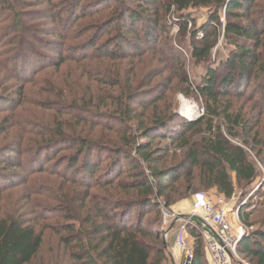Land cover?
I'll return each mask as SVG.
<instances>
[{"label":"trees","instance_id":"obj_1","mask_svg":"<svg viewBox=\"0 0 264 264\" xmlns=\"http://www.w3.org/2000/svg\"><path fill=\"white\" fill-rule=\"evenodd\" d=\"M16 1L0 0V6L13 13L16 22L14 40L30 47V39L25 35L29 29L24 27L21 15L15 12ZM135 1L149 6L157 3V0ZM108 2L105 0L100 4ZM166 2L167 12L179 14L183 31L191 24L187 11L205 8L210 12L207 22L190 32L193 59L208 60L222 33L231 47L226 62L220 64L218 70L210 69L202 84L197 86V94L206 100L205 115L195 122L182 118L178 129L173 132L170 127L175 122V115L169 109L156 116L150 125L140 127V133L132 138H126L123 131H116L126 140L125 147L111 146L110 143L101 144L82 135L75 137L74 133L72 135L66 131L60 119L73 117L70 110L88 113L92 107L81 109L82 99L65 92L57 93L56 99L47 104L51 107L45 106L47 110L55 112L53 127L49 126L43 131H36L29 125L22 127L32 137L27 140L28 144H9L0 149V194L28 182L30 187L33 186L29 198H22L25 203L19 202L21 207L17 203L13 208L0 206V264H43L40 255L45 229L58 236L59 244L64 249V261L60 264H163L167 261L165 251L156 250L147 242L149 239L161 241L152 229L161 225L162 205L170 208L183 198L205 193L199 191L201 188L205 191L216 190L231 199L235 191L231 173L239 185H251L256 181L257 170L244 148L248 140L242 144H235L233 140L240 137V131L250 136L258 122L246 118L242 112H234L229 99L246 98L255 102L258 96L260 101L256 103L260 110L264 109V0ZM82 8L85 9L84 6ZM110 8L109 5L107 9L114 16L113 19L100 28L103 31L118 28L114 41L104 42L95 48L94 40L84 47H66L65 50L63 46L54 49L48 43L46 49L56 54L58 59L55 61L41 55L40 72L50 68L58 73L67 62L78 64L80 61L97 59L114 62L140 57L158 47L155 35L165 34V28L158 19H146L143 13L124 5ZM78 10V3H74L68 18L58 17L59 28L71 23ZM93 15L96 13H90V16ZM86 16L87 13H84L82 17ZM3 22L5 20L0 17V28ZM20 31L22 34L18 33ZM63 39L68 40V37ZM3 44L0 35V57ZM170 51L171 59L182 67L180 57ZM21 55L6 64V72L21 84L19 96L11 93L0 95V115L13 114L14 117L23 103L22 86L30 83L33 72L38 70L31 64L30 58L23 53ZM221 70L225 71L222 77L219 76ZM185 81L189 82V79ZM119 82L116 80L105 84L116 88L120 86ZM249 89L251 93H248ZM137 96L133 92L119 98L120 108L113 111L119 124L126 125L134 119L133 105L139 100ZM69 101L72 102L71 109L68 108ZM146 106L143 104L144 108ZM111 129L114 131V127ZM138 140L142 142L137 144ZM165 140L170 142L169 146L154 147L156 141ZM134 145L136 159L126 149ZM172 148L180 150L181 156H173L171 163L167 164ZM101 152L111 157L98 173L103 166ZM262 152L264 154V149ZM23 173L27 174L26 177H22ZM37 176L53 178L54 186L34 188ZM135 213L138 215L134 221ZM152 214H156V217L146 227L145 221ZM54 215L66 223L52 225L50 221L55 219H52ZM241 216L244 222L250 219L248 211ZM190 233L195 241L192 264H208L202 235L195 229ZM238 251L249 263L264 264V229L245 237Z\"/></svg>","mask_w":264,"mask_h":264},{"label":"rangeland","instance_id":"obj_2","mask_svg":"<svg viewBox=\"0 0 264 264\" xmlns=\"http://www.w3.org/2000/svg\"><path fill=\"white\" fill-rule=\"evenodd\" d=\"M102 1L105 0H50V2L48 0H17L14 3L15 12L21 15L20 18L24 27L29 29V33L25 35L28 40L30 39V47L14 40L16 22L13 19V13L6 10L5 6H0V17L5 20L0 28V35H2L4 43L1 47L0 57V95L11 93L17 97L19 96L18 91L21 89V84L13 80L10 74L6 72V64L9 60L16 58V56L21 57V53H23L28 59H31V64L38 69L37 72H33L34 76H31L30 83L22 86L23 103L14 113V117L13 114L0 115V149L9 144L21 145V143H24V146H26L28 144L27 140L32 137L26 134L21 129L22 127L29 125L36 131H43L49 126L53 127L55 125V112L47 110L45 106L51 107L47 104H51L48 102L56 99L57 93L65 92L67 95L82 99L81 105L83 107L81 109L87 108L86 106L92 107L91 110H86L88 113H82L77 109L70 110L73 117L60 119V122L63 121L66 131H70L72 135L74 133L75 137L82 135L84 138L98 143L106 145L110 143L111 146L118 147H125L126 140L118 136L116 131H123L126 138H132L140 133V127L150 125L156 116L171 109V113L175 115V122L171 125L170 130L175 132L183 118L182 110L185 109V104L189 107L194 105L206 107V100L199 97L196 92L197 86L202 84L210 69L218 70L220 64L226 62L231 50L222 33L212 56L208 60L197 61L192 58V33L190 32L199 29L207 22L210 15L209 10L198 8L187 11L186 14L189 16L191 24L186 31H183V23H179V14L167 12L168 3L166 0H157V3L151 6L135 0H116L115 2L107 0L110 2L100 4ZM74 3L79 5V10L74 15L75 18H72L71 23L65 24L64 28L61 27L60 29V25L57 23L58 17L61 19L62 17L68 18ZM109 5L110 9L120 8L124 5L143 13L146 19H158L165 28L166 34L164 36H161V33L155 35V40L159 43L158 47L148 50L140 57L114 62L106 59L80 61L78 64L67 62L60 68L58 73L50 68L40 72L39 61L41 55L48 56L55 61L58 59L56 54H51L46 49L45 45L48 43L52 44L51 46L54 49H60L63 46L65 50L66 47H84L94 40L96 43L95 48L104 42L114 41L118 28L112 31H103L100 28L102 24L104 25L114 17L110 15V10L107 9ZM84 13H87L88 16L82 17ZM90 13H96V15L90 16ZM222 20L224 22V15H222ZM142 26L143 24L140 25L141 28ZM18 33L22 34L21 31ZM66 36L68 40L63 39ZM20 47H22L21 52ZM170 50L180 57L182 67L177 66L174 60L171 59V56H169ZM181 68L183 69L181 70ZM223 75H225V71H219V76L222 77ZM115 79L120 81L119 87L112 88L110 85L105 84L113 83L116 81ZM185 79H189V82H186ZM250 91L249 89L248 93H251ZM133 92L139 98L138 102L133 105L135 107L134 119L126 125L119 124L113 116V111L120 108L119 98L122 95L124 97ZM259 99L258 96L255 102H251L246 98L229 99L234 112H242L246 118L258 122L250 136L247 137L246 134L240 131V137L233 140L235 144H242L245 140H248V145L244 148L248 153L250 162L257 170V179L251 185H239L235 175L231 173V181L235 191L231 199L226 198L229 209L232 212L239 211L240 221L248 227L249 234L264 229V154H262V149H264V113L262 111L264 109L260 110L259 105L256 103V101H260ZM67 103L68 108H70L72 102ZM143 104H147V106L144 108ZM6 119L8 121H5ZM253 125L254 122L250 124L251 127ZM111 127H114V131ZM223 133L225 134V129H223ZM141 142L142 140H138L137 144ZM169 143L167 140L156 141L154 147L164 148L169 146ZM135 145L126 147V149L136 159ZM101 155L103 166L98 173L105 168L111 157L105 152H101ZM175 155L180 157L181 151L172 148L167 164L171 163V158ZM13 156L16 157L17 154ZM127 169H129V166ZM26 175L23 173L22 177H26ZM37 178L34 188L54 186V179L51 177L37 176ZM30 186L28 182L24 186L3 191L0 194V206L13 208L17 203V206L21 207L22 204H19V202L22 201L21 203L24 204L22 198H29V194L33 191V186ZM199 191L205 192L210 198L218 195L215 190L205 191L201 188ZM194 204L195 194L181 199L170 208L162 205L161 225L157 229H152L161 241L156 242L149 239L147 242L156 250L165 251L167 261L163 264H182L184 260L182 251L175 247L174 236L172 235L181 226L187 225L188 246L194 247L195 241L190 232L195 228L183 221L184 218L193 215L195 211ZM244 211H248L250 215L247 222H244L241 216ZM137 215V213L134 214V221ZM56 217L57 215L52 216V219L55 218L50 221L52 225L66 223L64 219ZM155 217L156 214L147 217L146 227H148V222ZM168 231L171 233L168 238H165L164 234ZM198 233L201 234L200 231ZM64 255L65 252L59 244L58 236L51 230L45 229L44 244L40 255L43 264H60L64 261ZM240 256L243 262L241 264H251L241 254ZM67 259L65 262L68 261Z\"/></svg>","mask_w":264,"mask_h":264},{"label":"built area","instance_id":"obj_3","mask_svg":"<svg viewBox=\"0 0 264 264\" xmlns=\"http://www.w3.org/2000/svg\"><path fill=\"white\" fill-rule=\"evenodd\" d=\"M205 115V108L193 106L192 117L182 113V117L189 122H195ZM195 211L191 217L198 218L200 225L191 221V217L184 219L200 231L204 240V248L208 264H241L242 259L238 251L240 243L249 235V229L240 221L239 211L232 212L224 196L210 198L205 193L195 195ZM170 231L164 234L168 238ZM187 225L181 226L175 233V247L182 251V264H192L193 248L188 246Z\"/></svg>","mask_w":264,"mask_h":264},{"label":"bare ground","instance_id":"obj_4","mask_svg":"<svg viewBox=\"0 0 264 264\" xmlns=\"http://www.w3.org/2000/svg\"><path fill=\"white\" fill-rule=\"evenodd\" d=\"M184 107L185 109L182 110V113L188 117H192L193 107L186 106V104L184 105Z\"/></svg>","mask_w":264,"mask_h":264},{"label":"water","instance_id":"obj_5","mask_svg":"<svg viewBox=\"0 0 264 264\" xmlns=\"http://www.w3.org/2000/svg\"><path fill=\"white\" fill-rule=\"evenodd\" d=\"M187 219V218H184ZM191 221L200 225L201 221L196 217H191Z\"/></svg>","mask_w":264,"mask_h":264},{"label":"crops","instance_id":"obj_6","mask_svg":"<svg viewBox=\"0 0 264 264\" xmlns=\"http://www.w3.org/2000/svg\"><path fill=\"white\" fill-rule=\"evenodd\" d=\"M215 191H216V190H215ZM216 192H217V191H216ZM217 194H218L219 196H222V195H220L218 192H217ZM218 195H217V196H218ZM176 231H177V230H176ZM176 231L172 233V235L174 236V241H175V233H176Z\"/></svg>","mask_w":264,"mask_h":264}]
</instances>
